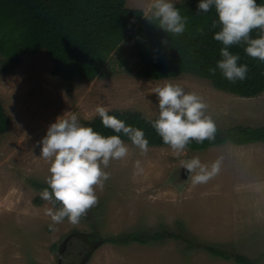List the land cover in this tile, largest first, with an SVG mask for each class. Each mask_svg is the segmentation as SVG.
<instances>
[{"label":"rangeland","instance_id":"374dc122","mask_svg":"<svg viewBox=\"0 0 264 264\" xmlns=\"http://www.w3.org/2000/svg\"><path fill=\"white\" fill-rule=\"evenodd\" d=\"M149 3L126 0L128 7L142 10L145 17ZM133 46L126 37L98 76L72 81L52 74L44 50L23 54L12 73L2 72L0 54V102L10 119L0 134V264H237L189 246L186 239L216 244L226 252L246 255L253 264H264V141L187 147L179 157L165 144L148 145V152L141 154L125 141L129 155L110 161L104 169L110 178L103 191L96 190L98 204L78 224L65 218L54 229L49 227L52 222L45 209L51 205L41 199L44 188L35 185H47L50 166L39 158V142L65 112L76 113L80 122L96 117L97 105L156 117L158 97L153 89L167 81L201 95L217 128L264 123V92L239 96L187 73L140 77L128 68L140 62L139 56L128 55ZM193 157L209 169L219 160L218 174L201 184H193L195 172L180 179L181 161ZM137 160L143 172L134 167ZM161 227L186 238L145 244L101 240Z\"/></svg>","mask_w":264,"mask_h":264},{"label":"trees","instance_id":"16d2710c","mask_svg":"<svg viewBox=\"0 0 264 264\" xmlns=\"http://www.w3.org/2000/svg\"><path fill=\"white\" fill-rule=\"evenodd\" d=\"M199 2L182 0L175 3L188 20L184 33L174 36L160 29L155 21H149L142 10L128 7L126 0H0L2 72L12 73L23 54L44 50L52 62V74L67 81L91 79L102 72L110 54L128 37L134 42L128 55L140 57L136 66L128 68L140 77L160 79L187 73L208 79L216 89L239 96L264 92V62L249 57L244 50L246 45L229 47L230 52L240 56L238 65L247 64L249 67L245 80L229 82L218 68L215 75L209 72V68H216L222 59L220 49L224 46L213 38L220 30L218 24L213 26L214 21H218L214 6L208 12H198ZM257 3L264 5V0H257ZM258 36L259 30H253L251 37ZM109 114L124 120L126 125L141 128L149 145H164L150 123L156 117L119 109H110ZM9 124L10 119L0 102V134ZM81 124L106 136L116 134L103 126L98 115L82 120ZM120 135L124 141L131 142L122 133ZM256 141H264V123L256 126L238 123L224 129L217 128L214 140L202 143L193 140L188 147L202 149L225 142L244 144ZM35 185L48 187L36 182ZM183 234L161 227L113 234L101 240L115 244H145L171 237L185 239ZM186 241L189 246L201 247L211 255L232 259L237 264H253L246 255L226 252L216 244L199 245L189 239Z\"/></svg>","mask_w":264,"mask_h":264},{"label":"clouds","instance_id":"9594fccd","mask_svg":"<svg viewBox=\"0 0 264 264\" xmlns=\"http://www.w3.org/2000/svg\"><path fill=\"white\" fill-rule=\"evenodd\" d=\"M213 6L218 16L213 26L218 24L220 27L213 38L224 47L220 49L222 59L216 68H209V72L215 75L218 68L229 82L243 81L249 67L238 65L240 56L230 52L229 47L246 45L244 50L249 57L264 62V5L258 4L257 0H200L198 12H208ZM145 15L174 36L184 33L188 20L173 0H150ZM255 29L259 30L258 38L251 37ZM153 92L158 97V113L150 123L174 155L184 154L193 140L202 143L215 139L216 123L206 114L208 104L201 95L186 92L179 83L167 81L155 87ZM95 113L103 126L116 134L103 135L93 127L81 124L77 114L69 111L48 126L46 135L39 142V158L50 165L46 178L48 187L40 193L41 199L51 205L45 209V215L52 222L50 228L54 229L65 218L71 224H78L98 204L96 190L103 191L110 178V173L104 169L110 161L123 160L129 155V146L121 133L140 149L141 154L148 152L149 140L141 128L126 125L124 120L110 115L106 106L97 105ZM181 163L188 173H196L192 177L193 184L206 183L220 170L219 160L212 163L211 169L198 157ZM134 167L143 172L140 160L135 161Z\"/></svg>","mask_w":264,"mask_h":264},{"label":"water","instance_id":"95a60500","mask_svg":"<svg viewBox=\"0 0 264 264\" xmlns=\"http://www.w3.org/2000/svg\"><path fill=\"white\" fill-rule=\"evenodd\" d=\"M180 170V179L185 180L188 177L189 173L187 172V170L184 169L183 166L180 168Z\"/></svg>","mask_w":264,"mask_h":264}]
</instances>
